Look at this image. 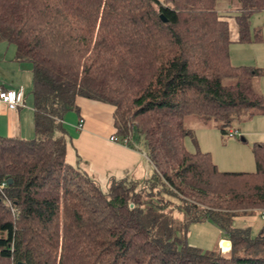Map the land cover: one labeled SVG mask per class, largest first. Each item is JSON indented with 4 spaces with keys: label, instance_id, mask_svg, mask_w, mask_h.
<instances>
[{
    "label": "trees",
    "instance_id": "obj_1",
    "mask_svg": "<svg viewBox=\"0 0 264 264\" xmlns=\"http://www.w3.org/2000/svg\"><path fill=\"white\" fill-rule=\"evenodd\" d=\"M216 1L0 0V41L29 64L33 115L32 138L0 136V264H264V221L254 235L233 225L264 208V143L251 145L253 171H220L183 127L195 115L225 135L264 115L251 81L264 71L230 63ZM238 1L233 42H260L249 16L264 0ZM76 98L111 108L114 142L142 143L152 165L142 182L101 187L65 162ZM202 221L229 255L187 243Z\"/></svg>",
    "mask_w": 264,
    "mask_h": 264
},
{
    "label": "crops",
    "instance_id": "obj_2",
    "mask_svg": "<svg viewBox=\"0 0 264 264\" xmlns=\"http://www.w3.org/2000/svg\"><path fill=\"white\" fill-rule=\"evenodd\" d=\"M225 20L229 29L232 24L233 36H229V39L233 42L236 40L234 19L232 18V22L226 18ZM261 42L263 41L239 44L246 46L243 50L245 55L234 58L230 63L264 71V51L260 49ZM238 50L241 51L242 48L239 47ZM228 56L230 60L229 51ZM13 57V46L0 41V85L13 90L22 89L24 93V104L21 107L10 109L0 101V136L30 139L33 137V115L31 99L26 95L30 89L29 64L15 61ZM251 81L264 97V73L254 75ZM75 104L80 119L72 112L66 113L63 118V126L69 136L65 162L77 165L101 187L106 185L109 178L128 177L142 182L152 171V165L139 146L130 148L109 139L114 131L110 120L111 108L106 104L84 98H76ZM244 121L252 122L255 128L242 126L241 132L236 128L240 140L243 141V135H246L251 138V144L264 143V115L251 116ZM78 123L79 128L76 126Z\"/></svg>",
    "mask_w": 264,
    "mask_h": 264
},
{
    "label": "rangeland",
    "instance_id": "obj_3",
    "mask_svg": "<svg viewBox=\"0 0 264 264\" xmlns=\"http://www.w3.org/2000/svg\"><path fill=\"white\" fill-rule=\"evenodd\" d=\"M240 2L238 0H217L213 9L224 15L226 19L232 22V18L239 12ZM250 31L258 29L261 36L260 49L264 51V11L253 13L249 16ZM229 36H233L232 24H230ZM242 50L239 51L238 48ZM245 45L240 46L239 43L232 42L229 44L228 51L232 62L234 58H240L245 55ZM247 49V48H246ZM242 60V59H241ZM254 86H256L254 84ZM28 99H31L29 90L27 91ZM245 117H239L234 120L229 127L237 128L239 132L243 131L242 126L255 128L250 121H244ZM219 121L215 119H202L195 115H188L183 119V127L190 130L193 134L197 148L202 152H208L212 162L220 171H244L250 172L254 169V162L251 154L250 137L243 135V141L240 135L229 139L222 135L218 129ZM242 136V135H241ZM140 148L143 147L140 143ZM184 147L193 152L195 146L188 137L184 140ZM179 219L180 216L176 215ZM260 220L255 212L248 216H238L234 218L233 225L238 228H250L252 235L255 234ZM225 238L223 232L209 221L191 223L186 230V241L189 245L195 246L206 252L218 253L224 256L229 255L227 242H223Z\"/></svg>",
    "mask_w": 264,
    "mask_h": 264
},
{
    "label": "built area",
    "instance_id": "obj_4",
    "mask_svg": "<svg viewBox=\"0 0 264 264\" xmlns=\"http://www.w3.org/2000/svg\"><path fill=\"white\" fill-rule=\"evenodd\" d=\"M0 101L4 103L8 108H16V107H21L24 104V93L22 89H8V88H3L0 85ZM77 128L80 127V123H78ZM225 135L228 138H232L235 136H238V132L235 129L228 128L225 132ZM111 141H115L114 137H109ZM257 216L260 221H264V208H259L256 211Z\"/></svg>",
    "mask_w": 264,
    "mask_h": 264
},
{
    "label": "water",
    "instance_id": "obj_5",
    "mask_svg": "<svg viewBox=\"0 0 264 264\" xmlns=\"http://www.w3.org/2000/svg\"><path fill=\"white\" fill-rule=\"evenodd\" d=\"M223 242H226V241H223ZM228 246H229V243L227 242Z\"/></svg>",
    "mask_w": 264,
    "mask_h": 264
}]
</instances>
